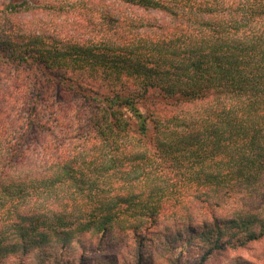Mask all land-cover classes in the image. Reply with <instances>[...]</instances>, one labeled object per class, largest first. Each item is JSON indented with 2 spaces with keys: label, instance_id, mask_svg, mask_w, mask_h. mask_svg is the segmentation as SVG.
Wrapping results in <instances>:
<instances>
[{
  "label": "trees",
  "instance_id": "16d2710c",
  "mask_svg": "<svg viewBox=\"0 0 264 264\" xmlns=\"http://www.w3.org/2000/svg\"><path fill=\"white\" fill-rule=\"evenodd\" d=\"M119 233L264 237V0H0V260Z\"/></svg>",
  "mask_w": 264,
  "mask_h": 264
},
{
  "label": "rangeland",
  "instance_id": "374dc122",
  "mask_svg": "<svg viewBox=\"0 0 264 264\" xmlns=\"http://www.w3.org/2000/svg\"><path fill=\"white\" fill-rule=\"evenodd\" d=\"M152 13L159 19H164L160 12L153 10ZM82 19L78 12L71 11L58 20L65 30H70L72 34H82L86 30L79 25ZM57 96L60 103L80 104L76 99L64 101L60 93ZM82 110L87 112L85 106H82ZM142 110L146 111V107L142 106ZM86 112H83L84 115ZM165 221V224L176 226L168 220ZM160 228L162 224L157 229ZM157 237L159 240L152 238L154 244L148 249V253L140 257L134 254L138 242L132 234L119 233L115 238L107 236L102 239L97 235L84 234L80 242L74 241L67 247L48 248L47 251L52 252L50 257L39 259L38 252L34 251L23 256L21 260L16 255L3 257L0 264H264V237L246 248L226 247L207 258L200 254L196 246L195 249L185 250L181 242L178 247L172 246L168 251L163 250L162 246L167 239Z\"/></svg>",
  "mask_w": 264,
  "mask_h": 264
}]
</instances>
